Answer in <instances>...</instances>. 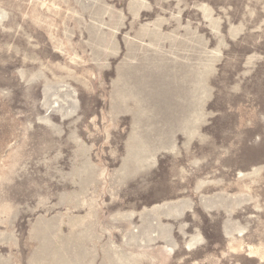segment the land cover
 Masks as SVG:
<instances>
[{
	"label": "rangeland",
	"instance_id": "374dc122",
	"mask_svg": "<svg viewBox=\"0 0 264 264\" xmlns=\"http://www.w3.org/2000/svg\"><path fill=\"white\" fill-rule=\"evenodd\" d=\"M0 264H264V0H0Z\"/></svg>",
	"mask_w": 264,
	"mask_h": 264
}]
</instances>
